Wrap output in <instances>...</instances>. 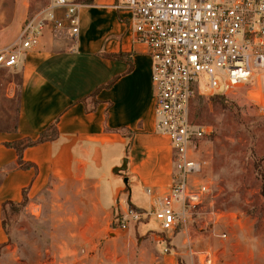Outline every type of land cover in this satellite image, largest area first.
Masks as SVG:
<instances>
[{"label":"crops","instance_id":"obj_1","mask_svg":"<svg viewBox=\"0 0 264 264\" xmlns=\"http://www.w3.org/2000/svg\"><path fill=\"white\" fill-rule=\"evenodd\" d=\"M30 1L23 0V7ZM78 1L83 5L77 35L68 28L56 34L47 28L19 65L17 128L0 131V245L5 244L0 264L11 247L3 204L21 202L24 189L30 205L49 189V215L67 218L52 224L44 264H135L140 259L151 264H208L206 259L209 264H256L250 247L242 244L253 223L241 213L197 209L186 225L168 234L154 214L127 230L111 226L115 210L130 203L152 209L148 188L154 195L169 191L172 148L169 137L156 128L152 59L146 46L134 41L128 12L116 7L118 0ZM3 38L7 41V35ZM52 124L58 137L27 147L22 159L32 166H21L16 149L6 142L37 139ZM125 157L128 168L118 172ZM193 221L210 226L217 237L198 235ZM223 230L225 239L218 236ZM232 234L235 238H228ZM161 242L169 245L168 252V245L161 252L163 263L156 261Z\"/></svg>","mask_w":264,"mask_h":264},{"label":"built area","instance_id":"obj_2","mask_svg":"<svg viewBox=\"0 0 264 264\" xmlns=\"http://www.w3.org/2000/svg\"><path fill=\"white\" fill-rule=\"evenodd\" d=\"M82 5L50 0L24 22L15 43L0 48V67H19L47 28L56 33L68 28L77 35ZM116 7L128 12L134 41L145 45L152 59L156 128L169 137L173 160L169 191L154 195L148 188L152 209L129 206L116 224L127 230L154 214L162 230L175 231L212 189L211 182L198 179L208 161L197 153L211 130L192 121L194 97L226 92L264 72V0H118ZM254 97L264 110L259 91Z\"/></svg>","mask_w":264,"mask_h":264},{"label":"rangeland","instance_id":"obj_3","mask_svg":"<svg viewBox=\"0 0 264 264\" xmlns=\"http://www.w3.org/2000/svg\"><path fill=\"white\" fill-rule=\"evenodd\" d=\"M49 3L50 0H31L28 8H25L23 0H0V48L15 43L24 22L45 9ZM5 35L7 41L2 42ZM22 80L20 67H0V131H14L16 128ZM200 87L203 91L204 79L200 81ZM256 90L262 95L264 104V72H260L251 82L226 92H203L194 97L192 121L207 125L211 130L197 153L199 158L208 161L198 179L212 183L210 195L195 210L234 212L250 217L253 223L251 236H246L242 244L244 248L247 245L250 247L256 264H264V110L255 100ZM33 203L30 205L28 201L14 214L8 209L11 247L5 254L4 264H44L50 254L47 249L51 247L52 224L67 221L65 216L53 220L49 215L52 210V192L49 189ZM120 213L121 209L115 210L111 226L118 227L116 219ZM151 222L157 230L160 228L154 217ZM193 223L198 235L217 237L210 226L201 227L200 221ZM222 232L226 234L224 230ZM223 234L218 236L225 239ZM233 236L235 238L236 235H228V238ZM165 245L168 243L161 242L157 246L160 252L157 253L159 257L156 261L159 263H163L161 256L164 254L161 252ZM135 264L151 263L140 259Z\"/></svg>","mask_w":264,"mask_h":264},{"label":"trees","instance_id":"obj_4","mask_svg":"<svg viewBox=\"0 0 264 264\" xmlns=\"http://www.w3.org/2000/svg\"><path fill=\"white\" fill-rule=\"evenodd\" d=\"M88 1L91 2L92 0H88ZM16 128H17V125H16ZM57 137H58L57 125L52 124L47 129L43 130L37 139L22 138V139L15 140L13 142H6V145L9 147L15 148L17 153H18V156H19L18 157L19 164L21 166L28 167V166H32V164L23 162V159H22L23 151L27 147L33 146V145H35L37 143H41L43 141L54 140ZM28 201H29V198H28V194H27V189H24L23 199L21 202H18V203L13 202V201L4 202L3 208H2V221H3V226H4L8 235H9V229H8L7 218H8V213L10 212V211L8 212V209L11 210V214H14L19 210V208L26 206ZM130 207L135 208V206H132L131 203H130ZM4 245L5 244L0 245V252H1V249Z\"/></svg>","mask_w":264,"mask_h":264},{"label":"water","instance_id":"obj_5","mask_svg":"<svg viewBox=\"0 0 264 264\" xmlns=\"http://www.w3.org/2000/svg\"><path fill=\"white\" fill-rule=\"evenodd\" d=\"M127 168H128V158L125 157L123 159L122 165L117 167V171L118 172H124V171L127 170ZM124 181H125V183H127L128 182V177H125Z\"/></svg>","mask_w":264,"mask_h":264}]
</instances>
